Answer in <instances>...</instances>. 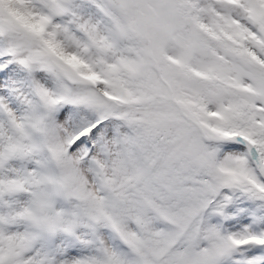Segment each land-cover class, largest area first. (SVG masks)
Returning a JSON list of instances; mask_svg holds the SVG:
<instances>
[{
    "label": "snow or ice",
    "instance_id": "1",
    "mask_svg": "<svg viewBox=\"0 0 264 264\" xmlns=\"http://www.w3.org/2000/svg\"><path fill=\"white\" fill-rule=\"evenodd\" d=\"M0 264H264V0H0Z\"/></svg>",
    "mask_w": 264,
    "mask_h": 264
}]
</instances>
